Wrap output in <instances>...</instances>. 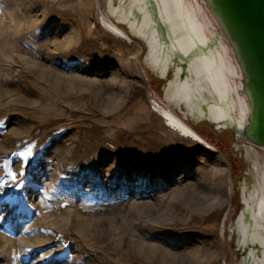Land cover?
<instances>
[{
	"label": "rangeland",
	"instance_id": "1",
	"mask_svg": "<svg viewBox=\"0 0 264 264\" xmlns=\"http://www.w3.org/2000/svg\"><path fill=\"white\" fill-rule=\"evenodd\" d=\"M105 7L0 0V181L16 195L0 199V264H237L249 175L234 144L264 145L167 127L152 104L167 106L165 80L102 27Z\"/></svg>",
	"mask_w": 264,
	"mask_h": 264
},
{
	"label": "bare ground",
	"instance_id": "2",
	"mask_svg": "<svg viewBox=\"0 0 264 264\" xmlns=\"http://www.w3.org/2000/svg\"><path fill=\"white\" fill-rule=\"evenodd\" d=\"M105 4L98 12L102 27L127 42L141 40L144 63L165 79L167 106L155 100L152 104L167 127L206 144L188 120L206 121L251 141L248 130L254 116L247 73L211 0H105ZM234 145L244 153L249 175L239 183L240 209L232 225L240 252L237 264H264V155L253 144Z\"/></svg>",
	"mask_w": 264,
	"mask_h": 264
},
{
	"label": "water",
	"instance_id": "3",
	"mask_svg": "<svg viewBox=\"0 0 264 264\" xmlns=\"http://www.w3.org/2000/svg\"><path fill=\"white\" fill-rule=\"evenodd\" d=\"M211 2L235 42L247 73L246 86L253 99L254 116L248 133L252 142L264 145V0ZM137 43L142 48L143 42L138 40ZM136 63L145 77L138 55Z\"/></svg>",
	"mask_w": 264,
	"mask_h": 264
},
{
	"label": "snow or ice",
	"instance_id": "4",
	"mask_svg": "<svg viewBox=\"0 0 264 264\" xmlns=\"http://www.w3.org/2000/svg\"><path fill=\"white\" fill-rule=\"evenodd\" d=\"M22 155H24L25 157L32 155L31 151H27L25 153H23ZM11 176V179L13 181H16V177L17 174L15 173H10L9 174ZM20 175L22 176L23 173H20ZM23 186V181H19L16 182L14 184L11 185V189H15V190H19L21 187ZM7 185L5 181H0V199H4L6 200L8 203H14L16 200V195L15 192L13 190H8L5 191ZM4 209H0V219H4Z\"/></svg>",
	"mask_w": 264,
	"mask_h": 264
}]
</instances>
